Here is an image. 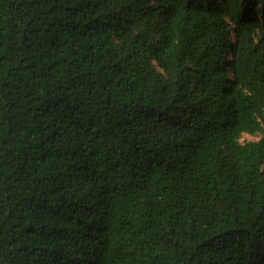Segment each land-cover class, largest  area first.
<instances>
[{
	"label": "trees",
	"instance_id": "obj_1",
	"mask_svg": "<svg viewBox=\"0 0 264 264\" xmlns=\"http://www.w3.org/2000/svg\"><path fill=\"white\" fill-rule=\"evenodd\" d=\"M0 264H264V0H0Z\"/></svg>",
	"mask_w": 264,
	"mask_h": 264
},
{
	"label": "rangeland",
	"instance_id": "obj_2",
	"mask_svg": "<svg viewBox=\"0 0 264 264\" xmlns=\"http://www.w3.org/2000/svg\"><path fill=\"white\" fill-rule=\"evenodd\" d=\"M256 138H257V136L254 134L245 133L241 136L240 140L245 141V140H252V139H256Z\"/></svg>",
	"mask_w": 264,
	"mask_h": 264
}]
</instances>
